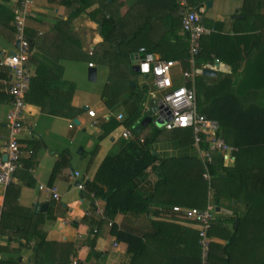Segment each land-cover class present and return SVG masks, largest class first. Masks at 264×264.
I'll list each match as a JSON object with an SVG mask.
<instances>
[{"label": "crops", "instance_id": "crops-1", "mask_svg": "<svg viewBox=\"0 0 264 264\" xmlns=\"http://www.w3.org/2000/svg\"><path fill=\"white\" fill-rule=\"evenodd\" d=\"M18 1L12 0L13 10ZM90 1L94 4L86 6ZM113 1L82 0L84 9L79 15H75L80 8L77 0H34L27 30L28 35H33L34 46L27 66L32 74L31 80L36 78L39 68L45 81L43 87L36 90L37 98L33 102L30 103L26 97L25 130L21 140L23 168L16 173L10 186H0V264H32L36 252L34 240L29 241V238L35 234L38 237L45 234L46 243L42 252L51 264H131L133 254L128 253L127 243L117 239L113 226L118 231L146 238L145 264H197L195 253L192 256L191 251L189 259H186L185 242L195 239L198 228L179 219L171 211V206L162 205L169 196H159L157 203L150 206L149 213L119 212L109 218L106 215V200L88 187L102 171L105 160L121 155L127 144L131 143L122 137L125 128L122 125L113 131L106 128V123L111 119L116 120L118 114H123L125 119L129 103L125 104L126 100H122V104L111 108L101 95L98 103L89 105V101L81 93L84 76L76 60H80L84 54L89 55L90 51L95 52L103 43L99 22L101 15H109L107 11L114 7H119L116 10L119 17L128 13L127 25L131 28L128 31L131 37L140 26L146 24L149 26L147 36L155 40L164 36L171 25L180 27L177 14L173 15L174 24L170 17L166 18L168 7L164 0H115L114 4ZM106 2L111 7L106 12H101L105 9L103 7ZM211 2V8H208L207 2L198 7L202 8L201 18L221 24L218 26L221 34L261 36L256 52L262 56L255 69L258 68L256 71L259 75L264 74V0H249L248 3L246 0ZM246 12L249 17H246ZM210 30L211 34L215 32L214 29ZM178 31L182 34L180 29ZM9 35L7 32L0 33V55L13 53L18 47L15 30L12 38ZM251 46V42L244 40L239 48L247 53ZM237 48L238 44L235 46ZM246 53H243L240 79L241 75L250 73L251 67L248 71L246 69L255 60V54ZM141 54L131 56L142 58ZM152 55L160 59L159 55ZM90 64L92 63L89 62L90 69H96V64L93 67ZM220 64L219 71L211 70L217 76L210 78L218 79L234 73L230 64L221 60ZM2 69L8 73L9 78L0 82L4 85V89L0 91V148L9 138L7 114L11 108L8 95L11 74L7 69ZM96 70L98 74V69ZM256 71L252 70L250 74ZM180 72L178 67L173 70L178 83L181 81ZM138 78L140 90L147 89L148 92L147 87L143 89L148 79L139 75ZM41 90L42 93H38ZM45 92L46 95L43 94ZM148 98L146 94L141 103L144 117L140 118L135 128L145 117H149L143 111V103L150 104V99L146 100ZM88 109L95 111L97 118H90ZM51 110L55 113L50 112ZM72 124L74 126L71 128ZM153 129L156 128L150 124L139 134L134 133L138 135L137 139L145 140ZM170 133L165 132L152 145V154L160 160L199 158L193 143L184 145L172 138ZM132 143L142 145L139 142ZM76 173L79 174L78 177ZM148 173L151 174V168ZM101 177L104 180L99 182V186L107 192L106 182L111 180L106 174H101ZM147 180L154 183L155 174L149 175ZM80 183H85L84 190L78 189ZM41 187L57 188L59 200H54ZM218 208L219 218H229L234 213L231 209L217 206ZM243 210L242 205H236L237 212L241 213ZM210 238L212 243H229L219 237ZM173 247L176 248L175 253ZM92 248L98 258L88 261Z\"/></svg>", "mask_w": 264, "mask_h": 264}, {"label": "trees", "instance_id": "trees-1", "mask_svg": "<svg viewBox=\"0 0 264 264\" xmlns=\"http://www.w3.org/2000/svg\"><path fill=\"white\" fill-rule=\"evenodd\" d=\"M2 1L7 0H0ZM178 1L164 0L168 7L166 18L170 17L172 24L174 14L180 18ZM188 1L191 6L198 8L212 0ZM247 1L249 0H246V3ZM77 2L80 8L75 15H79L85 5L82 0ZM88 4L91 7L94 3L90 1L86 6ZM109 7L111 5L106 2L103 7L105 9L101 12H106ZM116 10L114 7L107 11L109 15H101L99 22L103 43L97 47L92 58L98 65L109 69V82L102 94L109 107L115 108L125 100V104L129 103L125 119L121 123L111 119L106 123V128L113 131L122 125L134 130L142 115L141 103L145 99L147 89L139 88L138 74L133 72L131 55L141 52L142 57L149 53L157 54L162 60L182 61L183 68L190 69L186 62L189 58L190 42L183 33L180 19V27L171 25L158 40L147 36L146 31L149 28L147 24L140 26L131 37L129 30L125 32L128 26L126 19L119 17ZM248 14L245 13L246 17H249ZM15 18V11L7 4L0 3V33L7 32L10 34L8 37L12 38L15 30L12 23ZM202 23L215 32L201 39L202 52L199 63L212 62L217 58L233 66L234 73L218 79L205 75L198 78L197 107L201 114L219 122L224 140L238 149L234 166L228 168L223 159L216 156L211 170L214 178L209 185L203 180L204 167L199 158L160 160L151 152L152 145L158 142L165 132H171L172 138L185 145L193 143V131L153 129L142 145L128 143L121 155L106 159L102 171L88 187L90 191L106 200V215L109 218L119 212L149 213L150 206L157 203V198L163 195L169 196L162 203L164 206L205 209L209 202V192L213 191L216 205L231 209L234 213L229 218L218 216L213 222L208 235L225 239L229 243L227 245L211 243L207 264H264V74L259 75L256 71L258 68L255 69L262 56L256 52L257 42L261 36L250 34L243 37L229 36L221 34L219 23L205 17L202 18ZM28 37L33 48V35L29 34ZM244 40L252 44L247 53L246 50L239 48ZM237 44L238 48L235 49ZM243 53L255 54L252 66L249 65L246 71L251 67L250 73L252 70L256 72L241 75L240 79ZM39 70L38 68L36 78L31 80L27 96L30 103L37 98L36 90L45 81ZM8 78V73L0 67V82ZM132 82L136 83V87H132ZM3 89L4 85L0 84V91ZM42 91L38 93L41 94ZM43 94L46 95V92ZM50 112L55 113L53 110ZM150 168L151 174L156 176V181L152 184L147 180L151 175L148 173ZM101 174H106L111 180L106 182L107 192L99 186V182L104 180ZM239 204L244 209L241 213L236 211V205ZM113 229L117 239L127 243L128 253L133 254L131 264H145L146 238L118 231L115 226ZM195 234L192 242H185V257L189 259L191 251L192 256L195 253L197 264H203L199 232L196 231ZM31 239L34 240L36 252L32 264H51L42 252L46 243L45 234L40 237L37 234L32 235L29 241ZM172 250L175 253L176 248L173 247ZM94 258L97 259L98 254L92 248L87 259L90 261Z\"/></svg>", "mask_w": 264, "mask_h": 264}, {"label": "built area", "instance_id": "built-area-1", "mask_svg": "<svg viewBox=\"0 0 264 264\" xmlns=\"http://www.w3.org/2000/svg\"><path fill=\"white\" fill-rule=\"evenodd\" d=\"M34 0H19L15 10L13 23L18 47L13 53L0 55V67L7 69L11 74L8 86L10 97V111L7 114V127L9 129L8 141L0 148V186L8 187L14 181L16 173L23 168L22 132L26 114V97L30 90L32 74L28 69V62L32 54L31 41L27 35L28 23L32 16ZM179 16L184 35L190 42L189 58L186 62L190 69L183 68V62L177 60H162L152 54L137 58L138 75L147 78L146 86L150 104L143 103V111L151 118V125L158 130L172 131L178 129H191L193 131V144L197 149L204 173L203 179L211 185L212 167L215 157L220 156L225 164L226 160H235L238 149L231 146L222 137L221 127L217 120L211 119L198 111L197 107V79L204 76V70L219 71L220 60L199 63L202 52L201 39L209 36L212 30L202 23V8H195L188 0H179ZM93 67V64H90ZM180 68V82H176L173 70ZM151 111L152 115L148 113ZM90 118H97L95 111L88 109ZM116 120H124L123 114H118ZM74 124L70 127L72 128ZM122 137L131 142L144 143V139H137L133 130L124 128ZM79 174L76 173V177ZM85 183H80L78 189L84 190ZM59 200V193L55 187H41ZM171 211L179 219L194 224L198 228L200 245L202 247V262L207 264L210 244L212 240L208 235L213 222L217 217V205L214 193L209 192V202L205 209L185 208L174 206ZM95 233L97 231L95 230ZM1 241V236H0ZM2 255L0 253V260ZM77 264V262H74Z\"/></svg>", "mask_w": 264, "mask_h": 264}, {"label": "rangeland", "instance_id": "rangeland-1", "mask_svg": "<svg viewBox=\"0 0 264 264\" xmlns=\"http://www.w3.org/2000/svg\"><path fill=\"white\" fill-rule=\"evenodd\" d=\"M0 3L7 4L10 8H12L11 7L12 6V0H7L6 2L2 1ZM117 3H118V1H117ZM118 5L119 4H117V6ZM117 8H119V7H117ZM208 17L209 16H207V18ZM124 18L129 23V14L128 13L124 16ZM130 29L127 26V29L125 30V32L128 31V30L130 31ZM128 33L130 34V32H128ZM93 54H94V50L90 51L89 55L88 54H84L80 58V60H76L77 65H79V67L82 69L81 71H82V74L84 76V79H83L84 83L82 84V92L81 93L84 94V97L86 98V100L89 101V103H90L89 105H95V103H98L103 91L107 88L106 86H107V84L109 82V70H108V68L106 66L98 65L95 62V59L92 58ZM89 62H91L94 65L96 64V69H98L97 80L95 82L90 81L89 77H88V73H89L88 71L90 69L89 68ZM139 81H140L139 78H137V83ZM146 100L149 101V98L146 99ZM96 107H98V106H96ZM148 113L150 115H152L151 111H148ZM143 117H144V114L142 113L141 118H143ZM235 161H236V159L235 160H232V159L231 160H226L225 161V166H227L228 168H231V167L234 166ZM213 178H214V176L212 175V180H213Z\"/></svg>", "mask_w": 264, "mask_h": 264}, {"label": "water", "instance_id": "water-1", "mask_svg": "<svg viewBox=\"0 0 264 264\" xmlns=\"http://www.w3.org/2000/svg\"><path fill=\"white\" fill-rule=\"evenodd\" d=\"M207 6L208 8H211L212 7V2L209 1L207 2ZM18 42H17V46H18ZM131 60H132V64H133V72L138 74L139 72V69H138V66L136 65V58L134 56H131ZM203 74L205 76H208V77H216L217 76V73L214 72V71H211V70H204ZM89 80L90 81H93L95 82L97 80V70L96 69H90L89 70ZM132 87H136V83L135 82H132ZM77 124H79L78 121H76ZM151 124V118L150 117H145L141 122L140 124L135 128L134 132L136 134H139L144 128L148 127L149 125ZM46 207L43 206V210L44 208ZM218 212H220V209L218 208L217 209Z\"/></svg>", "mask_w": 264, "mask_h": 264}]
</instances>
